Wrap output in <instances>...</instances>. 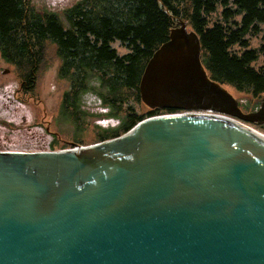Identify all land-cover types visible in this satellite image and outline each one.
Returning <instances> with one entry per match:
<instances>
[{
  "label": "water",
  "instance_id": "1",
  "mask_svg": "<svg viewBox=\"0 0 264 264\" xmlns=\"http://www.w3.org/2000/svg\"><path fill=\"white\" fill-rule=\"evenodd\" d=\"M139 90L151 109L190 113L86 147L0 153V264H264V133L240 122L264 125V99L244 112L186 22Z\"/></svg>",
  "mask_w": 264,
  "mask_h": 264
},
{
  "label": "trees",
  "instance_id": "2",
  "mask_svg": "<svg viewBox=\"0 0 264 264\" xmlns=\"http://www.w3.org/2000/svg\"><path fill=\"white\" fill-rule=\"evenodd\" d=\"M180 22L198 35L208 76L260 106L264 64L253 63L264 57V0H80L61 15L38 11L28 0H0V53L18 75L29 72L33 84L47 64L49 45L55 47L60 78L70 83L62 105L71 121L85 115L80 101L90 89L109 116L121 112L120 128L99 135L104 141L155 116L138 113L132 100H141L146 65ZM115 41L129 52L119 56Z\"/></svg>",
  "mask_w": 264,
  "mask_h": 264
},
{
  "label": "rangeland",
  "instance_id": "3",
  "mask_svg": "<svg viewBox=\"0 0 264 264\" xmlns=\"http://www.w3.org/2000/svg\"><path fill=\"white\" fill-rule=\"evenodd\" d=\"M78 1L80 0H28L30 5L38 11H47L60 15L63 10L70 8ZM111 44L112 47L117 50L119 56H123L129 52L128 48L126 46H123L118 41H115ZM251 44L253 47H256L259 45V40L253 39ZM46 59L47 64L39 72L37 76V87L32 92V100L30 102V105L33 112H35V108L37 109L38 107L36 101H41V104L38 107V119L34 121V115L31 117L32 129L34 123L40 122L42 109H44L45 107L47 110V117L45 119L47 121H49L50 119L53 121V124L57 127V130L61 132L64 138L63 140L69 142L71 141L74 143V145H68L66 143L63 147L57 148L56 151H58L74 149L78 146L86 147L101 142L99 135L103 131H116L120 128L122 124L121 112H117L118 117L112 118L111 116H109L110 109L101 102L100 98L97 95L92 93L91 89L89 91L90 94L87 93L84 96L85 98L80 101V108L84 111L85 115H79V119L76 122L71 121L68 116V110H65L62 105L64 94L70 90V83L69 81L60 78L61 60L56 53L55 47H53L52 45H49L47 49ZM262 64H264V57H262L260 61L254 62L253 66L259 67ZM94 85L95 81L92 82L91 86ZM224 87L239 101V104L241 105V108L244 112H251L259 108V106L255 107L250 105L252 103L251 96L239 93L232 86L225 85ZM132 103L136 106V110L140 114H147L151 110L142 102V100H132ZM240 122L245 123L243 121ZM245 124L264 133L263 126L259 124ZM79 129L80 131H78ZM37 130L39 133L42 132L41 129ZM52 130H54V127ZM119 132L122 134V131ZM50 141L51 138L46 134L44 144L42 143L40 145L39 142H37V140L32 136L30 142V150L51 151L52 149H49ZM41 146H43L42 150L39 149Z\"/></svg>",
  "mask_w": 264,
  "mask_h": 264
},
{
  "label": "flooded vegetation",
  "instance_id": "4",
  "mask_svg": "<svg viewBox=\"0 0 264 264\" xmlns=\"http://www.w3.org/2000/svg\"><path fill=\"white\" fill-rule=\"evenodd\" d=\"M35 78V77H34ZM37 87V77L32 84L29 72L20 76L12 64L7 63L0 53V153L2 152H32L31 137L44 144L46 134L51 138L49 149L56 151L66 143L63 136L50 119L47 121V110L42 109L40 122L31 125V117L36 121L39 116L38 107L41 101H36L37 109L33 112L30 102L32 92ZM35 104V105H36ZM151 109V108H150ZM155 115L182 112L178 109L153 108ZM54 127V130H52ZM37 129H41L39 133ZM40 136V137H39ZM65 141V143H64ZM43 146L39 149L42 150Z\"/></svg>",
  "mask_w": 264,
  "mask_h": 264
},
{
  "label": "built area",
  "instance_id": "5",
  "mask_svg": "<svg viewBox=\"0 0 264 264\" xmlns=\"http://www.w3.org/2000/svg\"><path fill=\"white\" fill-rule=\"evenodd\" d=\"M184 114V113H183ZM166 115H170V114H165V115H162V116H166ZM74 149H76V148H74ZM67 150H69V149H67ZM61 151H63V150H61Z\"/></svg>",
  "mask_w": 264,
  "mask_h": 264
},
{
  "label": "bare ground",
  "instance_id": "6",
  "mask_svg": "<svg viewBox=\"0 0 264 264\" xmlns=\"http://www.w3.org/2000/svg\"><path fill=\"white\" fill-rule=\"evenodd\" d=\"M256 129V128H255Z\"/></svg>",
  "mask_w": 264,
  "mask_h": 264
}]
</instances>
